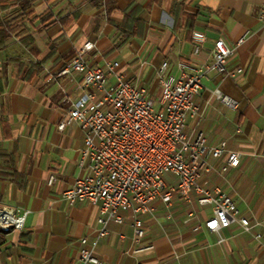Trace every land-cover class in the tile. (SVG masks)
<instances>
[{"label": "crops", "instance_id": "obj_1", "mask_svg": "<svg viewBox=\"0 0 264 264\" xmlns=\"http://www.w3.org/2000/svg\"><path fill=\"white\" fill-rule=\"evenodd\" d=\"M96 1L39 0L33 17L19 22L31 41L17 38L0 52V209L26 213L21 230L5 229L0 264H81L80 240L94 237L98 207L61 199L87 172L79 167L83 131L76 124L58 130L81 91L78 75H59L76 51L94 43L90 64L118 62L127 81L157 100L160 66L167 62L177 76L179 62L211 63L219 38L233 50L226 70L243 73L208 74L193 100L198 113L187 119L184 133L191 141L203 133L209 146L225 143L239 155L238 166L225 173V154L209 159L213 171L200 183L230 196L251 233L238 223L218 234L206 230L211 208H200L195 195L188 204L175 193L171 207L155 199L152 212L138 216L145 230L139 242L133 215L119 211L123 223L109 225L95 256L100 264H264V23L258 19L264 0ZM48 14L51 22L43 24ZM195 31L206 36L198 54ZM216 90L237 108L222 103ZM165 181L177 183L171 175ZM190 211L195 218H188Z\"/></svg>", "mask_w": 264, "mask_h": 264}, {"label": "built area", "instance_id": "obj_2", "mask_svg": "<svg viewBox=\"0 0 264 264\" xmlns=\"http://www.w3.org/2000/svg\"><path fill=\"white\" fill-rule=\"evenodd\" d=\"M258 19L264 23V4ZM191 38L195 43L194 53H200L206 36L195 31ZM94 49V43L86 42L59 74H76L81 78L80 95L67 109L58 130L76 124L83 131L79 167L87 171L62 193L61 199L71 206L89 203L99 209L92 241L80 240L81 264H100L95 256L96 248L109 235L111 223H123L119 211L133 215L134 241L139 242L145 230L138 216L151 213L149 205L155 199L171 207L175 193L188 204L193 203L195 195L200 208H211V217L203 224L206 230L218 234L238 223L243 232L251 233L253 226L248 219L240 217L230 196L219 189L208 191L200 183L203 175L213 171L209 159L216 160L225 154L226 163L221 169L225 173L228 168L238 166L239 155L228 152L225 143L209 146L203 133L193 141L184 133L187 119L198 113L193 100L208 74L216 72L236 78L243 73L242 69L226 70L233 50L219 38L214 42L211 63L193 66L179 62L177 76L168 72L169 65L164 62L157 71L160 95L155 100L145 88L125 79L118 62L107 61L103 66L90 64L88 55ZM215 95L231 109L237 108L235 101L218 90ZM166 174L176 178L175 186L167 185ZM0 215L3 216L0 229L23 228L26 213L2 208ZM195 216V211L188 213L189 219Z\"/></svg>", "mask_w": 264, "mask_h": 264}, {"label": "trees", "instance_id": "obj_3", "mask_svg": "<svg viewBox=\"0 0 264 264\" xmlns=\"http://www.w3.org/2000/svg\"><path fill=\"white\" fill-rule=\"evenodd\" d=\"M39 0H0V52L6 50L11 42L17 38L23 41L30 42L31 37L19 22L29 20L34 15V6ZM107 5L112 4V0H106ZM95 4L99 2L95 0ZM134 7L133 10H137ZM52 16L45 15L41 18L43 24L51 22ZM139 20V19H138ZM137 20L136 27L142 24V21ZM140 22V23H139ZM28 46V45H26ZM5 230L0 229V245L4 242Z\"/></svg>", "mask_w": 264, "mask_h": 264}, {"label": "rangeland", "instance_id": "obj_4", "mask_svg": "<svg viewBox=\"0 0 264 264\" xmlns=\"http://www.w3.org/2000/svg\"><path fill=\"white\" fill-rule=\"evenodd\" d=\"M170 174H166L165 176H164V180H167V176H169ZM172 176V175H171Z\"/></svg>", "mask_w": 264, "mask_h": 264}, {"label": "bare ground", "instance_id": "obj_5", "mask_svg": "<svg viewBox=\"0 0 264 264\" xmlns=\"http://www.w3.org/2000/svg\"><path fill=\"white\" fill-rule=\"evenodd\" d=\"M0 218H3V216H2V215H0Z\"/></svg>", "mask_w": 264, "mask_h": 264}]
</instances>
